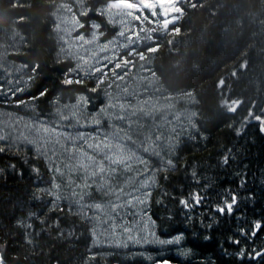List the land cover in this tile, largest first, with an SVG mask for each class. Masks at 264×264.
<instances>
[{"label": "trees", "instance_id": "obj_1", "mask_svg": "<svg viewBox=\"0 0 264 264\" xmlns=\"http://www.w3.org/2000/svg\"><path fill=\"white\" fill-rule=\"evenodd\" d=\"M70 1L0 0V43L14 34L22 40L7 53L27 69L21 99L47 89L24 106L6 104L11 111L54 122L60 105L78 96L88 99L83 114L89 117L103 104L102 84L90 91L93 77L62 83L71 63L58 55L54 12ZM80 2L83 21L105 24L95 10L106 0ZM179 6L170 30L154 36L149 67L165 94L191 95L183 104L195 117L190 133L145 157L156 169L144 210L155 222L148 242L95 243L90 216L53 193L59 179L49 170L52 162L32 146L8 141L0 152V264H264V255L247 254L264 248V229L251 234L253 223L264 221V132L255 120L264 117V0H183ZM192 192L207 198L185 209L179 198ZM232 193L233 212H217L221 197ZM178 234L177 244L153 242ZM241 248L245 255L238 257Z\"/></svg>", "mask_w": 264, "mask_h": 264}, {"label": "snow or ice", "instance_id": "obj_2", "mask_svg": "<svg viewBox=\"0 0 264 264\" xmlns=\"http://www.w3.org/2000/svg\"><path fill=\"white\" fill-rule=\"evenodd\" d=\"M161 0H106L103 11L100 8L95 10L97 16H104L108 23L119 24L129 19L135 23H139L142 18H154L156 16V7ZM90 10V9H89ZM163 15V12H161ZM81 15H87V10ZM110 17V18H109ZM78 20L79 18L76 17ZM135 23L131 25L135 28ZM83 24H78L73 32H78ZM95 29H100L101 25H91ZM123 32H117L116 36H123ZM131 33L129 39H131ZM84 33H80L76 39H82ZM104 34L100 33L102 37ZM115 38V37H114ZM113 38V39H114ZM97 35L93 33L92 40H96ZM85 43H88L86 40ZM79 47V45H77ZM107 49V42L104 47L98 49V52H92L91 58L89 55H80L77 59L79 64L75 68L66 70V79L62 81L64 84L77 83L83 81L76 79L73 81L72 73L74 70L81 74L91 76L95 74L98 79L95 80L96 86L106 84L104 79L108 75L109 69L115 72L120 68L119 63L113 64L112 61L105 63L107 59L102 55ZM31 78H29L30 80ZM117 80L123 79V76H117ZM18 83H21L20 81ZM28 84V81L23 83ZM114 85L107 84L108 89H112ZM0 91H6L5 103H7V94L16 97L17 94L25 91L22 87H9L4 89L0 83ZM91 92L95 93L97 87H92ZM116 95L113 98L109 94V103L107 108L101 107L97 112L86 116L83 114V109L87 107L89 101L86 97L78 98L75 102L76 107L68 111V115L58 113V118L55 122L48 121L43 115L37 117L38 122L32 121L24 123L25 117L17 116L7 125L8 133L0 128V152L8 149L7 142L15 140L26 145H38L43 157L48 160L54 158L50 171L56 174L60 181V185L68 190L73 196L79 194L83 200L91 201L85 205L92 212V219H98L103 225V235L105 242L116 244L122 243L120 239H115L118 230L127 235V241L133 243H146V230L154 227V221L147 219L146 212H143L142 206L147 203L148 193L144 188L149 185L148 180H144L143 176L149 172H155L154 168L140 167L139 171L135 170L136 165L146 163L145 157L157 155L150 152L147 145H140L138 148H133L131 137L125 132L122 127L125 122V101L128 97L121 96V91L127 92V89L121 90L118 86L115 88ZM47 89L39 90L36 96L25 99H15L13 103L18 106H24L26 102L34 101L39 96H44ZM11 119V117H10ZM255 120L260 123V130L264 132V117L257 116ZM130 124L131 122L128 121ZM23 124V129H21ZM84 128H94V131H83ZM28 132V135L25 134ZM35 135L36 139H30L31 135ZM141 150L143 157L141 156ZM135 162V164H134ZM168 164L172 162L167 161ZM199 192L189 193V198H179V204L185 209L192 205H200L203 199ZM189 200L192 204L190 205ZM223 203L216 206V211L224 213L233 212V206L237 203V195L232 193L230 199L225 200L221 197ZM105 209H107L105 211ZM141 209L140 211H122ZM131 217V218H129ZM143 217V218H142ZM144 227L141 228L140 225ZM252 235H256L258 231L264 229V221L257 220L252 225ZM137 232L138 235L133 236L132 232ZM240 233L244 234L246 230L241 228ZM96 233L93 232L95 237ZM112 237L113 240H109ZM182 234L171 236L169 239L154 240L159 244L173 245L180 242ZM234 244L239 245V240H234ZM126 246V242H125ZM250 259H257L264 255V248L259 251L247 253ZM245 255V249L241 248L237 252L238 257ZM159 264H170L167 259L162 260Z\"/></svg>", "mask_w": 264, "mask_h": 264}, {"label": "rangeland", "instance_id": "obj_3", "mask_svg": "<svg viewBox=\"0 0 264 264\" xmlns=\"http://www.w3.org/2000/svg\"><path fill=\"white\" fill-rule=\"evenodd\" d=\"M180 1L183 0H161L160 4L155 9L156 16L154 18H142L139 23H135L129 19L123 23L110 24L104 16L102 20H104L105 24L99 23L95 19L83 21L79 14L85 12V8L80 0L63 2L54 12V32L57 37L58 55L69 60L71 63L70 68H75V65L80 63L77 59L78 56L89 55L91 58V53L98 52V49L104 47L105 42H107V49L102 53V55L107 57L104 62L108 63L112 61L113 64L119 63L120 68L116 69L115 72L110 68L108 75L104 77L106 84L101 85V91H103L102 98L104 100L103 104L98 108H107L109 94H112L113 98L115 97L116 86L121 88V90L127 89L126 93L123 91L120 93L121 96L126 95L128 97L125 101V107L127 109L124 114L125 122H123L121 126L125 128V132L131 137L129 142L133 148H138L140 145H147L150 152H152V150L156 151L161 144L169 145L176 141L179 136L188 134L193 129L194 111L191 107L183 104L187 99H191V95L188 93L176 95L165 94L161 91L159 79L149 67L151 64L149 53L151 52L150 50H153L152 42L155 38L154 36L156 34L167 33L171 28L170 26L177 21L182 12L179 6ZM103 7H100L102 11ZM161 12H163V15ZM76 17L79 19L77 20ZM133 23H135V28L131 27ZM78 24H83V27L80 28L78 32H73L72 29L76 28ZM95 24L101 25L100 29L90 27ZM81 32L85 34L84 37L82 39H76ZM117 32H123L124 34L123 36L117 37ZM93 33L97 35L96 40H92ZM100 33L104 35L101 37ZM131 33L134 34H132L131 39H129ZM86 40L88 43H85ZM21 41V36L14 34L8 35V37L0 43V83L3 84L4 89L9 87L24 88L23 83L28 80L27 69L12 61L7 55L8 52L17 48ZM77 45H79V47H77ZM70 75L77 79L84 77H93L94 81L98 79V76L95 74L89 76L87 74L78 73L75 70L70 73ZM117 76H123V79L117 80ZM19 81L21 83H18ZM107 84H112L114 87L108 89ZM21 94H23V92L17 94L16 97L7 94V103H5L6 91H0V103H3L0 106V128L4 129L5 133H8L7 125L17 116L25 117L24 123L32 121L38 122V120L33 117L11 111L9 108L5 107L6 104L13 103L15 98L21 99ZM78 98H81V96L76 97L71 103L60 105L58 113L62 112L63 115H68V111L76 107L75 102ZM157 111L160 113L155 116ZM128 121L131 123L129 124ZM21 129H23V124H21ZM82 130L89 132L94 131V128H84ZM25 134L28 135V132H25ZM29 138L36 139L34 134ZM9 141L22 144V142H17L15 140ZM29 146H32L36 151L42 154L38 145ZM140 154L143 157L142 150ZM53 159L54 158L50 157L48 160L52 162ZM136 166V171H139L140 167L149 168L146 163ZM152 178V172L146 173L143 176V179L148 180L150 185L144 188V191L147 193H149ZM59 185L60 182L58 180L53 182V193L57 196H65L75 208L81 210L91 218L93 215L92 212L85 208V205L91 203V201L81 199L79 194L73 196L68 190ZM145 206L146 204L142 206L143 212ZM106 210L107 209H105V211ZM140 210L141 209H132L122 211ZM91 220L93 223V232L96 233L95 237L93 236L95 243H107L103 235V225L98 219L93 220L91 218ZM143 227L144 225L142 224V228ZM131 234L133 236L138 235L135 231ZM147 235H149L148 229L146 230L145 238ZM108 239L113 240L112 237H108ZM115 239H120L122 241L120 244H124L125 242L133 243L127 241V235L123 234L121 230L117 231ZM112 243L116 244L114 240Z\"/></svg>", "mask_w": 264, "mask_h": 264}]
</instances>
